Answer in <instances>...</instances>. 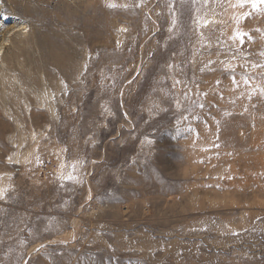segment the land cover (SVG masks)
I'll return each instance as SVG.
<instances>
[{
    "label": "rangeland",
    "instance_id": "rangeland-1",
    "mask_svg": "<svg viewBox=\"0 0 264 264\" xmlns=\"http://www.w3.org/2000/svg\"><path fill=\"white\" fill-rule=\"evenodd\" d=\"M0 264H264V4L0 0Z\"/></svg>",
    "mask_w": 264,
    "mask_h": 264
},
{
    "label": "snow or ice",
    "instance_id": "snow-or-ice-1",
    "mask_svg": "<svg viewBox=\"0 0 264 264\" xmlns=\"http://www.w3.org/2000/svg\"><path fill=\"white\" fill-rule=\"evenodd\" d=\"M239 3H240L241 6H242L243 4H245V3H249V4H251V6H252L253 8H258L259 5L264 4V0H239ZM109 6H110V7H115V5H113V4H110ZM236 35H237V38H238V39L241 41V43H242L244 37H245L247 34H246V33H242V32H238ZM68 178L71 179L72 177H68Z\"/></svg>",
    "mask_w": 264,
    "mask_h": 264
},
{
    "label": "built area",
    "instance_id": "built-area-1",
    "mask_svg": "<svg viewBox=\"0 0 264 264\" xmlns=\"http://www.w3.org/2000/svg\"><path fill=\"white\" fill-rule=\"evenodd\" d=\"M44 166H45V168H46V167H47V164H45Z\"/></svg>",
    "mask_w": 264,
    "mask_h": 264
}]
</instances>
